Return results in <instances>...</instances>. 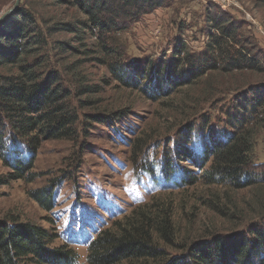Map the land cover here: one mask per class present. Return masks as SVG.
Returning <instances> with one entry per match:
<instances>
[{
	"label": "rangeland",
	"instance_id": "1",
	"mask_svg": "<svg viewBox=\"0 0 264 264\" xmlns=\"http://www.w3.org/2000/svg\"><path fill=\"white\" fill-rule=\"evenodd\" d=\"M208 15L232 29L220 40L225 56L211 54L218 32ZM82 21L77 8L58 0H0V85L20 78L55 90L60 100L41 103L30 116L57 107L70 130L53 139L47 132L54 124L40 123L28 136L37 138L32 153L11 143L8 161L21 160L20 149L31 165L13 179L10 162L0 159V222L46 230L56 237L48 249L67 247L77 264H87L88 246L101 233L116 234L127 223L142 228L158 262L217 240L231 254L233 240L264 218V184H208L206 169L187 156L170 180L150 176L144 162L156 165L185 148L197 155L229 133V109L264 100V0H171L120 32L89 31ZM18 25L20 36L12 32ZM233 50L249 53L256 68L231 70ZM112 67L144 74L133 84ZM257 102L248 126L253 175L264 173V102ZM50 187L54 202L46 209L30 194ZM245 251L244 264L264 261L252 246Z\"/></svg>",
	"mask_w": 264,
	"mask_h": 264
},
{
	"label": "trees",
	"instance_id": "2",
	"mask_svg": "<svg viewBox=\"0 0 264 264\" xmlns=\"http://www.w3.org/2000/svg\"><path fill=\"white\" fill-rule=\"evenodd\" d=\"M60 3L69 4L77 8L85 17L82 26L89 31L95 30L98 33L120 32L128 29L129 26L138 23L142 17L147 16L158 9L169 7L171 0H58ZM223 13H219V16ZM225 16V15H224ZM26 18V17H25ZM207 19L211 28L218 32L214 39L211 54L215 56L224 55L220 40H227L232 37V29L225 27L227 21L219 17L208 15ZM222 25L224 27H222ZM26 27V26H25ZM65 29H73L66 25ZM81 29L77 27V30ZM12 32L20 36L23 32L21 26H12ZM17 48V47H15ZM181 50L179 51L180 54ZM210 54V55H211ZM206 55V53L204 54ZM1 57V54H0ZM231 70H253L256 68L254 58L249 53L241 55L238 50H233L228 54ZM205 61V59H204ZM215 62V61H214ZM1 64V63H0ZM213 66V64H212ZM215 66V65H214ZM213 66V67H214ZM25 72L28 82L33 81L27 67H21ZM124 71V70H123ZM140 69H133L132 75L121 72L118 68L112 67V72L119 78H126L131 83L137 82V77L143 76ZM142 90V89H141ZM46 86L27 85L20 81V78H3L0 85V159L10 162L13 179H21L31 165L30 160L23 157V152L17 149L16 154L22 159L8 161L11 153V143L21 146L25 151L32 153L36 147V136H30L37 126L45 122L50 123L51 130L47 135L53 139L59 138V131L63 134L70 131L64 129L62 117H57L58 108L43 113L38 116H30L37 113L39 105L49 102L54 104L60 100L61 95H57L55 90L47 92ZM261 97V96H260ZM263 99H252L239 103L234 109L227 111L228 122L231 130L224 139L207 142L203 148L192 152L188 148L179 149L164 156L157 163L147 164L146 171L150 176H155L159 172L161 176L170 180L176 174V165L181 157L187 156L206 170L202 174L208 184L222 186L232 184L237 188H248L250 186L264 184V173L251 174L252 169L251 153L253 151V137L248 126L255 120L258 102ZM199 149V148H198ZM196 149V151L198 150ZM11 160V159H10ZM253 175V176H252ZM182 183L189 180V176L182 177ZM191 180V179H190ZM189 182V181H188ZM53 188L35 191L30 196L39 202L46 209H49L54 202ZM145 232L137 224L127 223L121 227L118 233L103 232L98 238L88 246L87 264H119L122 262L141 263L148 261L149 264H244L241 260L243 255L252 246L256 253L264 255V218L255 226H252L247 233L239 236L238 240L232 242V253H225L224 242L215 241L212 244L189 246L184 250V254L173 257L168 261H157L158 252L148 241ZM46 230L32 225H11L0 222V264H77L76 255L67 247L60 249H48L47 243L55 239ZM223 243V244H221ZM228 243V242H227ZM223 245V246H221ZM223 247V248H222ZM262 260V259H261ZM260 264H264V261ZM258 263V264H259Z\"/></svg>",
	"mask_w": 264,
	"mask_h": 264
},
{
	"label": "built area",
	"instance_id": "3",
	"mask_svg": "<svg viewBox=\"0 0 264 264\" xmlns=\"http://www.w3.org/2000/svg\"><path fill=\"white\" fill-rule=\"evenodd\" d=\"M215 1H217V3H222L224 0H215ZM226 6H228V4ZM220 7H222V6H220Z\"/></svg>",
	"mask_w": 264,
	"mask_h": 264
},
{
	"label": "water",
	"instance_id": "4",
	"mask_svg": "<svg viewBox=\"0 0 264 264\" xmlns=\"http://www.w3.org/2000/svg\"><path fill=\"white\" fill-rule=\"evenodd\" d=\"M9 12V11H8ZM8 12H6L5 14H7ZM5 14L3 16H5Z\"/></svg>",
	"mask_w": 264,
	"mask_h": 264
}]
</instances>
